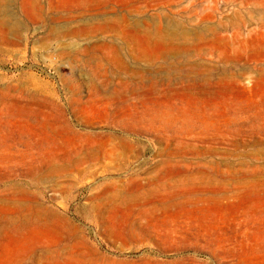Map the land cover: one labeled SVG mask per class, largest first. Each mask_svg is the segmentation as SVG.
Instances as JSON below:
<instances>
[{"label": "rangeland", "instance_id": "obj_1", "mask_svg": "<svg viewBox=\"0 0 264 264\" xmlns=\"http://www.w3.org/2000/svg\"><path fill=\"white\" fill-rule=\"evenodd\" d=\"M0 264H264V0H0Z\"/></svg>", "mask_w": 264, "mask_h": 264}]
</instances>
